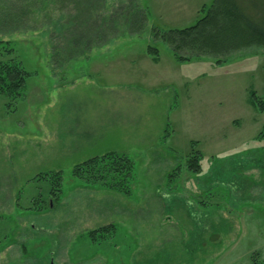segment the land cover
<instances>
[{"label":"rangeland","instance_id":"rangeland-1","mask_svg":"<svg viewBox=\"0 0 264 264\" xmlns=\"http://www.w3.org/2000/svg\"><path fill=\"white\" fill-rule=\"evenodd\" d=\"M27 1L0 0V14L27 8L17 29L0 26L13 48L0 45V60L32 72L22 97L0 95V264H24L21 243L49 245L53 264H264V111L249 101V91L264 92V46L178 62L151 28L188 27L212 0H137L147 9L142 32L60 62L53 47L76 9ZM100 1L103 14L125 2ZM147 44L159 49L157 64ZM95 56L111 62L109 74L89 65ZM191 141L199 173L184 169ZM109 151L133 159L128 194L71 175ZM47 171L62 172L53 200L38 177ZM107 224L112 233L88 236Z\"/></svg>","mask_w":264,"mask_h":264},{"label":"trees","instance_id":"trees-1","mask_svg":"<svg viewBox=\"0 0 264 264\" xmlns=\"http://www.w3.org/2000/svg\"><path fill=\"white\" fill-rule=\"evenodd\" d=\"M46 1L53 5L55 3L62 5L65 1L76 9L74 15L69 14L68 18L66 17L67 23L61 45L53 47V56L60 62L66 56L68 59L92 46L103 45L112 37L125 33L138 34L144 30L147 20V9L137 0H125L108 14L101 12L104 5L100 0H41L44 6ZM29 3L31 4L28 0L26 5ZM244 3L252 7V13H255L256 17L245 11L247 6H242ZM26 9L22 7L14 13L3 10L5 13L0 14V26L4 23L9 26L10 31L17 29L20 27V16L27 12ZM200 13L202 15L188 27L171 28L165 31L152 27L151 37L165 43L178 62H186L192 58L207 55L226 56L249 46H264V4L254 3L253 0H212L209 5L201 6ZM81 15H84L82 20ZM8 43V41L0 40V45L9 54L13 48ZM144 51L153 62L158 61L159 49L156 46L147 44ZM223 60L217 58L216 62ZM31 75L32 72L26 70L21 62L13 57L0 60V95L10 100L22 97L26 81ZM249 101L257 110L264 111V92L261 96H257L255 91H249ZM256 138L264 140V123ZM190 143L191 152L187 154L184 169L191 173H199L202 154L194 147L195 141ZM71 175L86 185L128 194L134 175V162L124 153L109 151L90 156L75 164ZM38 177L50 180L52 185L49 199L57 198L62 191V172L47 171ZM36 209L44 208L42 205ZM113 229H115L113 224H107L91 229L87 234L92 240H97L103 238L109 230L112 233ZM256 262L260 264L258 260Z\"/></svg>","mask_w":264,"mask_h":264},{"label":"crops","instance_id":"crops-1","mask_svg":"<svg viewBox=\"0 0 264 264\" xmlns=\"http://www.w3.org/2000/svg\"><path fill=\"white\" fill-rule=\"evenodd\" d=\"M104 47V46H103ZM106 49V48H104ZM104 50H101V52L99 53V55H102V54H105V53H102ZM145 52V51H144ZM144 56V54H143ZM148 55L146 54L145 57H147ZM151 59V58H150ZM175 59V58H174ZM176 60V59H175ZM152 61V60H151ZM147 63V61L145 60L144 63ZM159 62V60L157 62H154L155 64H157ZM93 63H98L100 65H102L103 67V71H100L99 74L101 75H107L109 74V72L105 73L104 74V70L107 71V68L109 67H112L113 65L111 64V62H109L107 59L105 58H101V57H92L91 60H89V65L93 64ZM144 63H142L144 65ZM112 66H110V65ZM131 65V64H129ZM114 67V66H113ZM114 71V70H113ZM112 71V72H113ZM112 72L110 73V75H112ZM96 74V73H95ZM94 74V75H95ZM243 159V158H242ZM58 167L56 168H50L51 170H61V169H57ZM49 169V170H50ZM31 242H34V241H38L40 239H37V238H30L29 239ZM35 244L33 243H21L19 244V246L21 247L20 248V251L21 253H25V261L23 262L24 264H53L52 261V256L50 257L49 256V253H52L53 252L50 250V246L49 245H45V244H38V248L37 247H34ZM38 251H41V253H36Z\"/></svg>","mask_w":264,"mask_h":264}]
</instances>
